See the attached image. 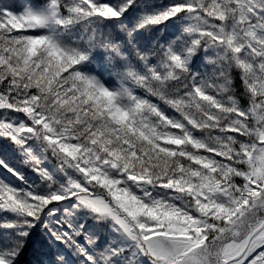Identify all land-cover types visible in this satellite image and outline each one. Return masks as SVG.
I'll return each instance as SVG.
<instances>
[{"label":"snow or ice","instance_id":"snow-or-ice-1","mask_svg":"<svg viewBox=\"0 0 264 264\" xmlns=\"http://www.w3.org/2000/svg\"><path fill=\"white\" fill-rule=\"evenodd\" d=\"M0 264H264V0H0Z\"/></svg>","mask_w":264,"mask_h":264},{"label":"trees","instance_id":"trees-1","mask_svg":"<svg viewBox=\"0 0 264 264\" xmlns=\"http://www.w3.org/2000/svg\"><path fill=\"white\" fill-rule=\"evenodd\" d=\"M27 258V257H26Z\"/></svg>","mask_w":264,"mask_h":264}]
</instances>
